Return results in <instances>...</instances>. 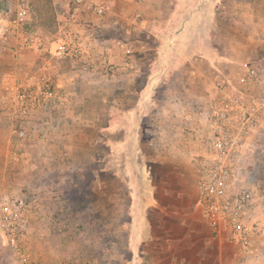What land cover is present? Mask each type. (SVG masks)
Wrapping results in <instances>:
<instances>
[{"label": "crops", "instance_id": "1", "mask_svg": "<svg viewBox=\"0 0 264 264\" xmlns=\"http://www.w3.org/2000/svg\"><path fill=\"white\" fill-rule=\"evenodd\" d=\"M57 1L61 24L76 36L79 48L66 61L52 54L55 40L46 46L45 37L3 25L0 15V100L17 82L50 78L56 88L49 106L35 113L25 144L26 169L39 171L25 180L27 186L40 183L37 207L56 206L51 200L59 198L63 181H69L72 196L91 199L92 185H76L83 179L98 183L100 206H107L111 176L127 198L123 206L117 204V213L126 217L138 246L133 260L264 264L260 197L254 213L263 229L244 255L202 218L190 161L208 138V118L219 93L215 80L229 68L236 80L242 70L232 46L242 45L245 36L263 41L264 27L258 32L250 24L264 14V0H235L234 7L247 11H238L246 28L238 30L231 22L232 46L223 40V0H107L102 16L82 10L75 18L67 0ZM246 177L238 176L248 182ZM49 181L51 190L44 186Z\"/></svg>", "mask_w": 264, "mask_h": 264}, {"label": "built area", "instance_id": "2", "mask_svg": "<svg viewBox=\"0 0 264 264\" xmlns=\"http://www.w3.org/2000/svg\"><path fill=\"white\" fill-rule=\"evenodd\" d=\"M107 0H67L71 17L82 10L102 16ZM29 0H14L16 23L29 17ZM52 53L57 56H77V38L62 28L56 37ZM216 103L208 122V138L204 148L192 154L197 201L202 218L219 237L234 244L241 254H247L252 239L262 232L254 208L257 194L244 175V155L248 140L264 124V68L257 64L242 67L236 80L218 77ZM56 95L54 81L40 78L35 83L17 82L0 100V123L9 132V158L18 160L29 139L37 111L49 106ZM30 204L23 196L4 195L0 201V226L4 228L16 264H32L23 244Z\"/></svg>", "mask_w": 264, "mask_h": 264}, {"label": "rangeland", "instance_id": "3", "mask_svg": "<svg viewBox=\"0 0 264 264\" xmlns=\"http://www.w3.org/2000/svg\"><path fill=\"white\" fill-rule=\"evenodd\" d=\"M29 17L26 21L16 23L14 13V0H0V15H3L4 24L19 32L27 33L31 37L39 35L47 46L50 40H55L62 26L61 10L60 17L57 14L58 6H54V0H29ZM63 1V0H58ZM57 1V2H58ZM252 1V0H251ZM256 4L260 0H253ZM219 5L221 14V26L224 30L223 40L231 46L235 43L234 38H229L227 30L231 29L232 23L239 24L238 30H244L239 12H247L243 8L234 7L235 0H223ZM239 2V1H238ZM237 3V2H236ZM57 4V3H56ZM255 4V6H256ZM259 6V5H258ZM233 8L236 11H233ZM234 14H237L236 16ZM259 19H254L250 24L258 32L264 27V14L258 13ZM238 16V17H237ZM239 22V23H238ZM250 26V27H251ZM260 34V33H259ZM29 37L28 39L30 40ZM260 41L257 37H242V45L234 47L233 56L240 61L239 66L257 64L264 68V37ZM261 42V44H260ZM257 45L258 51L255 52ZM42 46V45H41ZM231 47V48H232ZM48 55L50 53H47ZM53 54V53H52ZM68 56L65 57V61ZM231 69L219 73L221 77L232 78ZM219 76V77H220ZM6 94V93H5ZM4 95V94H3ZM9 132L5 126L0 125V201L4 195L11 198L23 196L30 204L27 212V227L23 244L29 254L32 264H141L133 260V256L139 252L138 246L133 244L131 230L127 227L128 221L121 213H117V204L123 206L127 201L124 189L118 188L115 178L109 176L107 182V206H100L99 193L96 191L98 183L86 182L84 179L76 185L81 189H89L92 185L91 199L75 197L71 195L69 181H63L58 187L61 190L58 199H52L58 203L47 210H40L37 204L40 202L36 194L38 185L34 180L31 186L25 183L26 178H36L34 172H39L36 167L28 171L25 167V146L22 148L18 160L9 158ZM244 175L248 176L247 184L253 188L264 204V124L252 138L248 140V146L244 155ZM50 169L54 166L48 164ZM90 166V165H89ZM52 170V169H51ZM56 170V169H55ZM53 172V171H52ZM73 184V182H71ZM49 190L53 183L49 181L44 185ZM57 188V189H58ZM68 195L67 197H64ZM58 200V201H57ZM91 202L92 206H84V202ZM125 220L121 227L120 221ZM4 228L0 226V264L14 263L16 256L6 243ZM61 245H56L57 240Z\"/></svg>", "mask_w": 264, "mask_h": 264}]
</instances>
